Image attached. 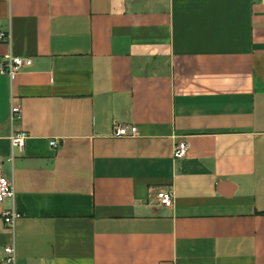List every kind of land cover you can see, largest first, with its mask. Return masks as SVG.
I'll return each instance as SVG.
<instances>
[{
	"label": "crops",
	"instance_id": "crops-1",
	"mask_svg": "<svg viewBox=\"0 0 264 264\" xmlns=\"http://www.w3.org/2000/svg\"><path fill=\"white\" fill-rule=\"evenodd\" d=\"M0 32L33 60L0 74V264H264V0H0Z\"/></svg>",
	"mask_w": 264,
	"mask_h": 264
},
{
	"label": "built area",
	"instance_id": "built-area-1",
	"mask_svg": "<svg viewBox=\"0 0 264 264\" xmlns=\"http://www.w3.org/2000/svg\"><path fill=\"white\" fill-rule=\"evenodd\" d=\"M9 34L0 32V41L8 42ZM33 65L31 58H21L8 55L0 62V74L10 77L11 80L15 78L17 73L23 69L30 68ZM22 117L21 107L13 103L10 113V119L12 122L20 120ZM139 135L138 128L135 126H128L119 122H116L113 129V137L121 138H134ZM27 135L25 133H15L11 137L13 148L22 149L25 146ZM52 147L57 146L55 140L50 142ZM189 153V145L186 141L178 143L173 152L174 159L182 160L187 157ZM15 195L14 181L7 177L0 178V201L13 198ZM155 204L163 208H172L174 206V195L172 191L162 190L156 194ZM21 218V215L16 211H6L3 214L4 223L14 232L17 221ZM17 254L16 245L13 243L4 248V257L2 264H16Z\"/></svg>",
	"mask_w": 264,
	"mask_h": 264
}]
</instances>
